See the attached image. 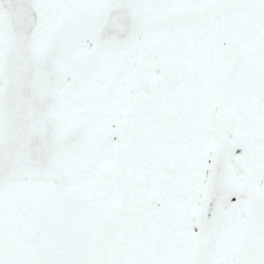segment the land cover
Instances as JSON below:
<instances>
[{
	"label": "snow or ice",
	"instance_id": "1",
	"mask_svg": "<svg viewBox=\"0 0 264 264\" xmlns=\"http://www.w3.org/2000/svg\"><path fill=\"white\" fill-rule=\"evenodd\" d=\"M0 264H264V0H0Z\"/></svg>",
	"mask_w": 264,
	"mask_h": 264
}]
</instances>
